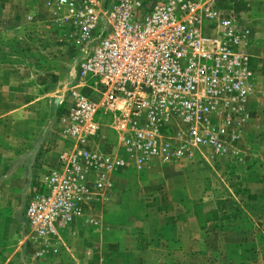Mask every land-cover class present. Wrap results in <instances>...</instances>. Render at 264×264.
<instances>
[{"label": "rangeland", "instance_id": "1", "mask_svg": "<svg viewBox=\"0 0 264 264\" xmlns=\"http://www.w3.org/2000/svg\"><path fill=\"white\" fill-rule=\"evenodd\" d=\"M98 1L102 12L115 2ZM237 8L255 90L236 155L204 149L113 172L110 188L82 201L60 255L38 258L24 210L40 157L69 145L59 100L84 55L53 0H0V264H264V0Z\"/></svg>", "mask_w": 264, "mask_h": 264}, {"label": "built area", "instance_id": "2", "mask_svg": "<svg viewBox=\"0 0 264 264\" xmlns=\"http://www.w3.org/2000/svg\"><path fill=\"white\" fill-rule=\"evenodd\" d=\"M53 3L84 56L59 100L69 145L40 160L25 209L38 258L60 255L82 201L113 172L204 149L236 155L255 90L240 0H115L105 12L98 0Z\"/></svg>", "mask_w": 264, "mask_h": 264}, {"label": "trees", "instance_id": "3", "mask_svg": "<svg viewBox=\"0 0 264 264\" xmlns=\"http://www.w3.org/2000/svg\"><path fill=\"white\" fill-rule=\"evenodd\" d=\"M231 204H232V201L229 199H223V200H219L217 202L216 208H217L218 212L221 214L222 218L229 217L227 214V209H228L227 205H231Z\"/></svg>", "mask_w": 264, "mask_h": 264}, {"label": "crops", "instance_id": "4", "mask_svg": "<svg viewBox=\"0 0 264 264\" xmlns=\"http://www.w3.org/2000/svg\"><path fill=\"white\" fill-rule=\"evenodd\" d=\"M48 159V161H49V163H53L55 160H56V158L55 159H53V158H51V157H48V155L45 157V159ZM41 159H43V156L42 157H40V160ZM46 159V160H47ZM40 160H38L39 161V163H40ZM44 160V159H43ZM28 204V203H27ZM25 211V210H24ZM17 250L19 249V247L18 248H16ZM69 255V254H68ZM24 258V257H23ZM18 264H20V262L18 263Z\"/></svg>", "mask_w": 264, "mask_h": 264}]
</instances>
